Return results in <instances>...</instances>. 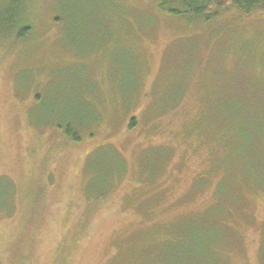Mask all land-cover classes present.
Segmentation results:
<instances>
[{
    "label": "rangeland",
    "instance_id": "374dc122",
    "mask_svg": "<svg viewBox=\"0 0 264 264\" xmlns=\"http://www.w3.org/2000/svg\"><path fill=\"white\" fill-rule=\"evenodd\" d=\"M25 3L26 34L0 22V264L152 263L179 232L264 264V12Z\"/></svg>",
    "mask_w": 264,
    "mask_h": 264
},
{
    "label": "trees",
    "instance_id": "16d2710c",
    "mask_svg": "<svg viewBox=\"0 0 264 264\" xmlns=\"http://www.w3.org/2000/svg\"><path fill=\"white\" fill-rule=\"evenodd\" d=\"M25 2L26 0H9V5L5 10L6 14L0 16L1 23L6 21L9 28L8 31H11L12 27L18 23V37L26 34L29 30V26H23V17L26 14ZM156 5L163 12L184 16L189 20H197L202 17L211 19L230 10L241 15H250L256 11L264 12V0H157ZM15 15H17L16 18ZM14 21H16V24ZM37 99H40V97L38 96ZM133 125L134 119L132 118L128 128L130 129ZM71 130V126L67 125V132L71 133ZM89 159H92L91 154L88 157ZM119 160L118 171L119 174H122L124 173L125 165L120 158ZM103 193V191H100L96 195L102 196ZM187 242L180 232L166 238L163 242L156 244L157 249L154 248L156 249L154 250L155 254L149 260L152 263L145 262V264H192V262L194 264H203L205 259H211L213 251L210 252V245H204L206 243L204 240L201 239L200 242L202 250L200 253L203 255V259L198 257L195 261L193 255L185 254L184 252ZM178 250L180 253H178Z\"/></svg>",
    "mask_w": 264,
    "mask_h": 264
}]
</instances>
